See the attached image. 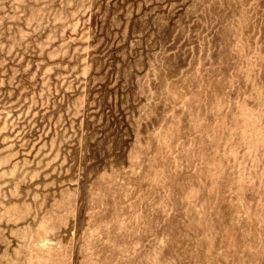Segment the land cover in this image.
Instances as JSON below:
<instances>
[{
  "label": "rangeland",
  "instance_id": "obj_1",
  "mask_svg": "<svg viewBox=\"0 0 264 264\" xmlns=\"http://www.w3.org/2000/svg\"><path fill=\"white\" fill-rule=\"evenodd\" d=\"M90 221L264 264V0H0V264Z\"/></svg>",
  "mask_w": 264,
  "mask_h": 264
},
{
  "label": "crops",
  "instance_id": "obj_2",
  "mask_svg": "<svg viewBox=\"0 0 264 264\" xmlns=\"http://www.w3.org/2000/svg\"><path fill=\"white\" fill-rule=\"evenodd\" d=\"M111 220H118L119 224L121 220L123 224L126 220L139 221L140 217H100L95 221L102 225ZM175 220L186 223L188 219L175 217ZM93 222H87L89 228L79 232L78 238L74 237L72 264H201L187 259L193 252L217 257L215 263L210 261L212 264H224L225 261L230 264H255L257 248L248 236L231 240L219 239L209 245L204 243L205 239L191 236L190 233L195 235L196 231L188 229L177 238H166L160 233L144 237V231L140 229H106L93 227Z\"/></svg>",
  "mask_w": 264,
  "mask_h": 264
}]
</instances>
